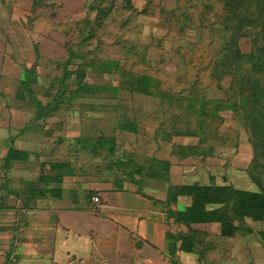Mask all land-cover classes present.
I'll list each match as a JSON object with an SVG mask.
<instances>
[{"label":"rangeland","instance_id":"374dc122","mask_svg":"<svg viewBox=\"0 0 264 264\" xmlns=\"http://www.w3.org/2000/svg\"><path fill=\"white\" fill-rule=\"evenodd\" d=\"M12 2L20 5L18 12H13L15 7L9 9L8 28L0 31V166L4 164L1 157L9 152L14 157L23 148L49 152L39 155L38 160L32 155L25 165L30 170H36V163L46 157L58 160L62 150H69L72 156L60 161L84 166L92 178L98 177L92 174L97 168L104 181H115V186L130 184L126 187L149 194L156 202L154 211L162 214L190 204L185 187L194 181L257 192L250 176L255 173L264 185V144L261 140L254 143L248 125L260 110L256 100H244L252 84L240 87L237 82L239 76L253 82L258 77L264 82V75L253 69L252 60L244 57L234 63L233 58V51L234 55L256 51L264 59V42L257 36L258 28L247 27L248 35L238 36L233 44L234 26L243 31V19H237L243 7L232 16L236 21L226 26V11L218 0ZM107 9L109 14L97 19V12ZM249 11L256 15L253 8ZM69 51L84 55L85 60L74 58L66 65ZM90 61L93 66L84 68ZM109 63H116L118 70L114 71V66L109 67L110 72L97 70ZM33 67L31 95L43 106L55 95L63 68L85 71L87 85L115 87L117 91L82 93L75 103L60 105L45 121H33L36 107L28 94L24 92L22 101L16 96L20 79ZM141 75L153 78L157 85L150 96L132 90L134 79ZM66 81L65 96L75 88L74 77ZM226 105L235 110L220 109L217 116L212 114L215 107ZM125 121L134 123L137 133L118 130V124ZM25 125L31 135L19 134ZM185 131H197L198 136L175 135ZM30 136L32 139H27ZM78 136L114 138V155L107 150L80 152L74 141L69 142ZM2 137L7 141H1ZM178 145L196 149L181 162L183 158L175 150ZM54 149L58 157L50 156ZM152 160L172 165L167 182L147 178L151 167L164 173ZM176 166H182L181 171L187 167L197 170L193 176L180 179L173 173ZM136 167L142 168L141 175L135 173ZM175 183L180 189L173 191L170 203L166 200ZM257 217L256 222L246 221L254 231L249 236L237 234L225 239L219 235L218 225L200 227L193 264H264V244L256 235L264 231V216ZM185 231L179 225H169L173 234Z\"/></svg>","mask_w":264,"mask_h":264},{"label":"crops","instance_id":"0c3cea01","mask_svg":"<svg viewBox=\"0 0 264 264\" xmlns=\"http://www.w3.org/2000/svg\"><path fill=\"white\" fill-rule=\"evenodd\" d=\"M9 3L0 0V31L8 28L9 9L15 7L13 12H18L20 7L18 2ZM24 133L31 135L32 131L25 125L19 134ZM75 138L80 136L69 142ZM1 141L7 140L2 137ZM61 152L59 158L56 149L51 151L50 156L58 160L44 157V162L36 163V170L25 166L29 158L34 155L38 160L48 151L23 148L8 163L6 154L1 157L0 264H170L165 236L173 221L167 224L165 214L154 211L150 195L126 187L128 183L119 188L115 181L105 182L97 168L92 174L98 177L92 178L84 166L60 161L72 156L69 150ZM55 164L62 165L61 169ZM174 169L180 179L197 170ZM93 196H98V204L91 202ZM209 225L216 226L192 228ZM195 255L177 251L175 259L179 264H193Z\"/></svg>","mask_w":264,"mask_h":264},{"label":"trees","instance_id":"16d2710c","mask_svg":"<svg viewBox=\"0 0 264 264\" xmlns=\"http://www.w3.org/2000/svg\"><path fill=\"white\" fill-rule=\"evenodd\" d=\"M100 3H105L108 0H99ZM223 5V9L226 11V16L224 19V23L226 26L228 22L236 21L235 18H232L233 15H237L236 10L243 7V14L237 17L238 20L241 21L243 19V31L241 30V26H234V35H233V44H235L236 38L238 36H247L248 28L257 29L258 34L262 41L264 42V0H218ZM253 8V15L249 9ZM229 11V12H228ZM110 10L106 11H98L97 19L102 20L103 17L109 14ZM228 14L229 17H228ZM242 22V21H241ZM256 36L253 38L256 43ZM258 53V52H257ZM234 63L238 60H252L253 61V69L258 72V75H264V59H261L256 55V51L250 53L249 55H242L239 52H236L234 55L233 51ZM82 59L85 60L84 55L79 54L78 52L74 53L73 51L68 52V60L67 63L74 59ZM65 65V66H66ZM87 66H93V62L90 61L84 65V68ZM114 66V71H117L116 63H109L100 65L97 69L101 73L110 72L109 67ZM67 69L63 68V75L58 79L57 91L52 99L46 104L42 105L40 101H37L34 97H32L31 84L35 82V67L31 68V71L27 72L22 79L19 89L16 93V96L19 101L24 100V92L28 94L29 100L36 107V116L33 121H45L47 117L51 116L60 105L64 104H72L75 103L82 93H94L96 91H110L116 93L117 89L115 87L105 88L98 87L93 85H87L84 83V79L86 77V72L81 71V69H77L76 71H66ZM96 70V71H97ZM74 77V85L75 88L69 91L68 95L66 94L67 84L66 80ZM258 78V77H257ZM254 79V82L250 79H246L244 76L237 77V82L239 86L242 87L243 83L252 84L248 87L249 94L244 99L246 102H253L256 100L258 105L259 112L254 113L251 117V122L249 129L251 131L252 138L254 139V143L258 140H261L262 144H264V82L260 79ZM133 84V91L137 92L140 95H152V87H156L157 85L154 83L153 78L148 76H137ZM263 86H262V85ZM69 87V86H68ZM260 98V99H258ZM243 102V99H242ZM262 102V103H261ZM220 109L231 110L234 111L235 107L232 105H226L225 107L217 106L213 109L212 114L214 116L218 115V111ZM253 109H251L247 116L251 115ZM259 117H263L259 119ZM28 126V125H26ZM118 130L124 133L135 134L137 133V127L134 123L130 121H125L118 124ZM177 136L186 137V138H195L198 136V132H178L175 134ZM259 142V141H258ZM75 145L78 149L82 151H88L91 154H97L99 152L106 151L111 155H114L115 152V140L114 138H75ZM196 148L193 147H183L182 145H178L175 147L176 154H180L182 158L189 157L192 155L193 150ZM185 150L187 152H185ZM11 152L7 153L5 157V161L8 163L12 160ZM255 161H258V157L255 158ZM153 164L157 167H162L164 173L161 174L160 170L158 171L154 167H151L147 173V178L149 179H164V181H168V172H169V161H157L152 160ZM53 166L59 167L61 169L62 165L55 164ZM142 168L136 167L135 173L137 175H141ZM131 174V173H129ZM133 174H131V177ZM251 180L258 187V191H246L237 189L232 185H216V184H208V185H198L192 184L187 185L185 187V191L187 196L190 198V204L182 210H166L165 213L167 224L169 220H172L173 224L179 225L180 227L185 228V232H179L173 234L171 232L166 233V243L170 258V264H178L175 259V252L180 251L187 254H193L196 246L197 236L200 234L198 231L192 228V225H200V224H216L219 227V235L222 238L229 239L237 234L239 235H252L254 234L253 229L247 225V220L249 221H257V216L261 214L264 216V185L261 179L255 173H251ZM119 188H122L119 186ZM169 196L167 197L168 202L171 203V198L173 197V191H177L180 188L177 186L171 187ZM176 195V194H175ZM153 204H156L155 201L151 200ZM259 237L262 244H264V231H259L256 233Z\"/></svg>","mask_w":264,"mask_h":264},{"label":"built area","instance_id":"2783aa9c","mask_svg":"<svg viewBox=\"0 0 264 264\" xmlns=\"http://www.w3.org/2000/svg\"><path fill=\"white\" fill-rule=\"evenodd\" d=\"M91 202H92L93 204H98V203H99V198H98V196H93V197H91Z\"/></svg>","mask_w":264,"mask_h":264}]
</instances>
